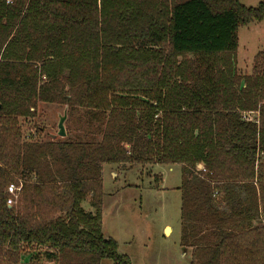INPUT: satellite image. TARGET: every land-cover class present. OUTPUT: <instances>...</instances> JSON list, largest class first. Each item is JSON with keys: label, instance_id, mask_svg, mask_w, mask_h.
Instances as JSON below:
<instances>
[{"label": "trees", "instance_id": "trees-1", "mask_svg": "<svg viewBox=\"0 0 264 264\" xmlns=\"http://www.w3.org/2000/svg\"><path fill=\"white\" fill-rule=\"evenodd\" d=\"M6 1L0 264H131L102 231V168L153 165L180 167L190 264H264V50L235 60L264 0ZM39 104L75 139L24 137Z\"/></svg>", "mask_w": 264, "mask_h": 264}, {"label": "rangeland", "instance_id": "rangeland-1", "mask_svg": "<svg viewBox=\"0 0 264 264\" xmlns=\"http://www.w3.org/2000/svg\"><path fill=\"white\" fill-rule=\"evenodd\" d=\"M239 1L245 7L254 8L261 0ZM263 50L264 19L239 29L235 58L237 72L241 75L249 73L253 57ZM64 109L58 105L39 104L36 117L21 123L24 137L36 131L43 140L59 138L57 125ZM65 125L68 139H75L71 130L77 120L69 118ZM161 177L162 182H157ZM180 184L179 166L153 165L149 169L148 166L136 167L130 171L112 166L104 168L102 231L105 237L117 243L118 253L127 256L131 264H190V251H183L180 246V192L177 189ZM82 207L90 210L88 201H84ZM167 228L170 230L168 235L165 233ZM40 263L53 264L43 258ZM101 264L113 263L105 260Z\"/></svg>", "mask_w": 264, "mask_h": 264}, {"label": "water", "instance_id": "water-1", "mask_svg": "<svg viewBox=\"0 0 264 264\" xmlns=\"http://www.w3.org/2000/svg\"><path fill=\"white\" fill-rule=\"evenodd\" d=\"M66 117H67V111L65 108L63 116L59 119L58 125H57V130H58L57 137H59V138H64L66 136L65 127H64V122L66 120ZM198 169H202V166L199 165Z\"/></svg>", "mask_w": 264, "mask_h": 264}, {"label": "crops", "instance_id": "crops-1", "mask_svg": "<svg viewBox=\"0 0 264 264\" xmlns=\"http://www.w3.org/2000/svg\"><path fill=\"white\" fill-rule=\"evenodd\" d=\"M54 139H55L54 137H51L50 140H54ZM105 167H106V166H103V168H102V176H103V170H104ZM145 167H147V166H145ZM150 167H152V166H148V169H149ZM141 168H142V167H141ZM169 168H170V167H169ZM152 175H155V174L152 173ZM152 175H151V176H152ZM159 175H160V174H159ZM160 176H161V175H160ZM160 182H162V177H161V179H160ZM160 182H159V183H160ZM178 188H179V187H178ZM178 188H177V189H178ZM169 232H170V230L167 228L166 231H165L166 235H168ZM188 251H189V250H188Z\"/></svg>", "mask_w": 264, "mask_h": 264}, {"label": "built area", "instance_id": "built-area-1", "mask_svg": "<svg viewBox=\"0 0 264 264\" xmlns=\"http://www.w3.org/2000/svg\"><path fill=\"white\" fill-rule=\"evenodd\" d=\"M7 4H9V0L6 1ZM17 189H15L14 185H9L7 188L8 193L13 194Z\"/></svg>", "mask_w": 264, "mask_h": 264}]
</instances>
